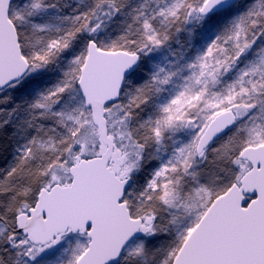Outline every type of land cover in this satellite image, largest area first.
Listing matches in <instances>:
<instances>
[{
    "label": "snow or ice",
    "instance_id": "obj_1",
    "mask_svg": "<svg viewBox=\"0 0 264 264\" xmlns=\"http://www.w3.org/2000/svg\"><path fill=\"white\" fill-rule=\"evenodd\" d=\"M0 264H264V0H0Z\"/></svg>",
    "mask_w": 264,
    "mask_h": 264
}]
</instances>
